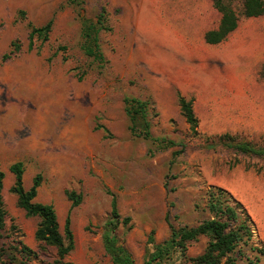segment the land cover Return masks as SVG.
I'll return each mask as SVG.
<instances>
[{
    "label": "rangeland",
    "instance_id": "rangeland-1",
    "mask_svg": "<svg viewBox=\"0 0 264 264\" xmlns=\"http://www.w3.org/2000/svg\"><path fill=\"white\" fill-rule=\"evenodd\" d=\"M231 4L239 10L241 0ZM102 6L110 29L99 33V63L84 52L80 17L94 18ZM219 17L213 0H83L81 7L67 0H0L6 212L0 264H110L102 234L112 198L120 214L115 232L142 264L151 229L160 242L168 222L195 225L210 216L212 186L241 201L255 224L253 244L237 248V264H264L251 249L264 244V156L240 153L219 138L228 133L264 146V14L242 17L224 40L206 43L204 32ZM50 18L48 38H35L28 48V23L41 26ZM12 42L18 49L9 53ZM178 92L193 98L196 134L180 112ZM125 96L148 101L151 135L176 145L157 150L133 134ZM15 161L23 163L25 188L41 174L34 200L53 205L61 233L69 215L74 248L63 258L35 239L39 218L27 216L10 191L8 167ZM66 191L80 196L76 206L70 208ZM206 241L190 242L187 254L200 253ZM169 260L160 264H190L176 255Z\"/></svg>",
    "mask_w": 264,
    "mask_h": 264
},
{
    "label": "trees",
    "instance_id": "trees-1",
    "mask_svg": "<svg viewBox=\"0 0 264 264\" xmlns=\"http://www.w3.org/2000/svg\"><path fill=\"white\" fill-rule=\"evenodd\" d=\"M67 2L76 7H81L83 4V0H67ZM213 5L220 13V17L216 27L204 32V41L209 44H217L224 40L236 29L242 17H257L264 14V0H241L239 10L234 9L231 0H213ZM19 13L24 15L23 10H20ZM52 21V18H50L41 26L28 23V48L32 47L35 38L41 41L48 38ZM80 21V35L84 52L94 60L102 63L104 58L100 49L99 33L101 30L110 29V26L106 23L107 11L105 6L100 8L94 18L81 15ZM11 46L13 48L10 49L9 53H12L14 49H18L17 45L14 47V42L11 43ZM9 53H5L3 58L8 57ZM177 101L180 112L188 123L191 132L196 134L198 119L193 110V98H186L178 92ZM123 102L130 120L129 129L133 134L151 140L156 145L157 150L176 145V142L172 139L166 137L156 138L151 135L150 124L146 117L148 101L135 96H125ZM219 138L224 145L240 153L264 156V146H258L246 140H235L228 133L220 135ZM183 147L184 145L173 152V155L180 153ZM8 169L14 177L10 191L16 195L17 205L24 210L27 216H37L39 218L34 232L35 239L54 246L58 257L63 258L74 248L69 215L65 217L64 232L61 233L53 205L34 200L37 189L42 182L41 174L36 173L31 179V185L25 188L23 184V163L15 161L9 165ZM4 175V171L0 168V230L4 227L6 214L2 198ZM206 194V207L210 216L200 220L195 225L174 226L168 222L169 234L160 242L155 241L154 230L151 229L147 236L149 246L144 252L142 264H160L171 259L174 255L180 261L190 264H237V257L239 256L237 254H241L237 250L240 244H253L254 221L243 203L226 189L212 186ZM66 195L71 200L70 208L80 202V196H77L74 191H66ZM119 218L120 214L116 206V200L112 198L110 217L105 222L102 234L104 249L110 257V264H135L131 253L115 232ZM129 220V216L122 218L125 224ZM200 236L207 237L205 247L200 253L189 256L187 254L189 243L197 240ZM26 249L25 246H22V251ZM251 249L264 257V244L261 242L257 245L254 244Z\"/></svg>",
    "mask_w": 264,
    "mask_h": 264
}]
</instances>
